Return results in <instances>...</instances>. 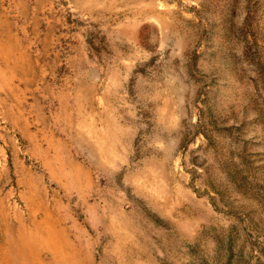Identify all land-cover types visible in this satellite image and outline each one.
<instances>
[{"label": "rangeland", "instance_id": "obj_1", "mask_svg": "<svg viewBox=\"0 0 264 264\" xmlns=\"http://www.w3.org/2000/svg\"><path fill=\"white\" fill-rule=\"evenodd\" d=\"M52 29L84 37L57 69L94 72V117L60 118ZM43 253L264 264V0H0V264Z\"/></svg>", "mask_w": 264, "mask_h": 264}, {"label": "crops", "instance_id": "obj_2", "mask_svg": "<svg viewBox=\"0 0 264 264\" xmlns=\"http://www.w3.org/2000/svg\"><path fill=\"white\" fill-rule=\"evenodd\" d=\"M55 21L62 23L63 19L57 16ZM45 36H46L45 38H47V43L43 47L42 59L44 63L48 64V67L42 70V76L44 75L45 71L52 75L53 85H55L54 86L55 91L54 92L51 91V94L55 96V99L57 103L59 104L60 114H61L60 118H64V117L68 118L69 117L68 113L70 112V108L72 109V112L76 111L75 113H77V109H78L79 114L77 117H80V118L94 117L95 113L93 114H90V112L88 113V110L91 108L89 107L88 104L93 103L92 100L96 93L97 83H95V80L97 76H95L94 72L92 70H89L88 68L86 69V72H84V69H82V71H79L80 74H78L77 76L75 72H72L71 74V72L66 73L67 71L57 69V64L58 65L63 64L65 63L64 61H66L65 58L63 59L62 57L61 59L59 56L62 54L61 52L63 51L62 48L72 51L75 54L77 53V50L80 49L79 46L82 45V42L79 44H73V43H68V42L57 43L54 41V39H59V40L73 39V38L81 39L83 37L82 34H80L79 32H74V31L60 32V31H56V29H52V30H47L45 33ZM64 45L65 47H63ZM9 50L12 51L13 49L9 48ZM22 51H23V54L25 53V56L29 54L24 49H22ZM67 61L73 63V61H75V56L71 55L70 58H67ZM54 65H55V70L52 69V66ZM110 71H116V69L111 68ZM73 78L78 79V81L76 80L73 81ZM49 84L52 85V83H49ZM83 104H87L86 110L84 109ZM75 107L77 109H75ZM99 117L103 118L104 115H101V116L99 115ZM7 225L10 226L9 227L10 234H13L15 236V240L13 241V246L16 249H20V246L23 243H26L27 249L30 251L33 250V252H35L34 239L30 233H25V230L20 229L18 225L14 227H12L10 223H8ZM32 242H33V245H32ZM29 243L31 244L32 249H30ZM1 250L3 252V256L5 257L3 248H1ZM44 253L42 254L43 264H56L57 263L54 255L52 256V258H48V261L45 260Z\"/></svg>", "mask_w": 264, "mask_h": 264}]
</instances>
